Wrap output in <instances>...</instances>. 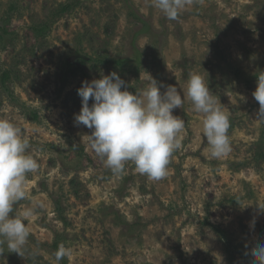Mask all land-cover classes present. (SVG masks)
Wrapping results in <instances>:
<instances>
[{"label": "rangeland", "instance_id": "374dc122", "mask_svg": "<svg viewBox=\"0 0 264 264\" xmlns=\"http://www.w3.org/2000/svg\"><path fill=\"white\" fill-rule=\"evenodd\" d=\"M0 35V119L22 128L39 164L13 214L42 205L25 221L23 251L0 245V264H57L60 245L72 254L59 264H253L264 243V123L252 95L264 71V0H203L178 20L151 0H0ZM111 72L132 93L150 74L184 96L173 110L185 121L181 148L161 180L132 162L114 174L91 130L75 124L82 82ZM193 73L230 115L221 158L186 96Z\"/></svg>", "mask_w": 264, "mask_h": 264}, {"label": "clouds", "instance_id": "9594fccd", "mask_svg": "<svg viewBox=\"0 0 264 264\" xmlns=\"http://www.w3.org/2000/svg\"><path fill=\"white\" fill-rule=\"evenodd\" d=\"M202 2L151 0V6L168 20H178L189 5ZM128 87L116 72L82 82L77 90L82 107L74 114L75 124L91 130L88 135L91 149L114 174L122 173L126 164L132 162L140 174L161 180L168 175L170 158L181 148L185 121L174 115L173 110L182 108L184 96L175 85H164L150 74L147 87L135 93L128 91ZM252 95L259 104L255 119L264 123V71L257 75ZM186 96L193 110L203 114V135L210 156L221 158L229 154L230 115L214 96L209 83L200 74H191ZM29 148L30 141L22 128L8 119H0V245L6 244L10 252L18 254L30 236L25 221L42 206L37 203L13 214L14 205L26 199L28 174L39 168ZM71 254L70 248L60 245L54 254L57 264ZM250 254L253 264H264V243L257 244Z\"/></svg>", "mask_w": 264, "mask_h": 264}, {"label": "trees", "instance_id": "16d2710c", "mask_svg": "<svg viewBox=\"0 0 264 264\" xmlns=\"http://www.w3.org/2000/svg\"><path fill=\"white\" fill-rule=\"evenodd\" d=\"M62 11H68V7H63L62 8ZM5 33L7 32L6 30H3ZM2 36L0 35V41H2ZM119 63V62H118ZM9 74H7V73H5L4 75H3V77H2V81L3 82H5L8 78H9V76H8ZM4 84V83H3ZM213 229H214V231L220 236V238H221V240L222 241H224L225 242V244H226V251H227V254H228V256L230 257V259H232L233 260V258H232V254H231V249H233L232 247H231V245H230V243H229V240H228V236H227V234L223 231V230H221V229H219L218 227H213ZM64 264H66V263H64Z\"/></svg>", "mask_w": 264, "mask_h": 264}]
</instances>
